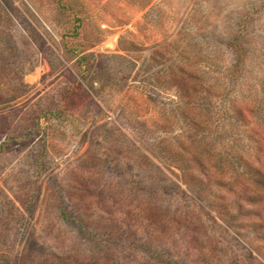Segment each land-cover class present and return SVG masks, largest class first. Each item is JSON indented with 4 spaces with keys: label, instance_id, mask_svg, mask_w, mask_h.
I'll return each instance as SVG.
<instances>
[{
    "label": "rangeland",
    "instance_id": "374dc122",
    "mask_svg": "<svg viewBox=\"0 0 264 264\" xmlns=\"http://www.w3.org/2000/svg\"><path fill=\"white\" fill-rule=\"evenodd\" d=\"M0 264H264V0H0Z\"/></svg>",
    "mask_w": 264,
    "mask_h": 264
},
{
    "label": "trees",
    "instance_id": "16d2710c",
    "mask_svg": "<svg viewBox=\"0 0 264 264\" xmlns=\"http://www.w3.org/2000/svg\"><path fill=\"white\" fill-rule=\"evenodd\" d=\"M238 70H239V68H237V69L235 70V73H238Z\"/></svg>",
    "mask_w": 264,
    "mask_h": 264
}]
</instances>
